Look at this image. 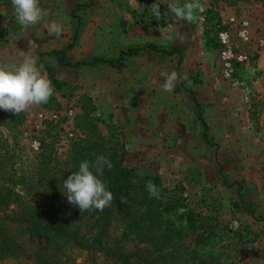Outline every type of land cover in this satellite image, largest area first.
Segmentation results:
<instances>
[{
  "label": "rangeland",
  "instance_id": "374dc122",
  "mask_svg": "<svg viewBox=\"0 0 264 264\" xmlns=\"http://www.w3.org/2000/svg\"><path fill=\"white\" fill-rule=\"evenodd\" d=\"M156 2L159 21L151 12ZM169 2L41 0L45 16L25 28L17 23L11 0H0V67L14 69L30 55L48 79L52 74L62 82L54 85L47 104L19 115L0 109V184L37 204L51 197L35 179L43 138L53 140L57 171L66 167L73 143H117L125 165L161 179L163 203L178 201L153 228L151 219L141 222L150 234L182 229L178 237L159 240L158 264H264V216L257 208V201L264 203V0H200L191 20H177L167 10ZM230 17L237 28L246 21L247 38L235 35V43L253 58L227 80L220 73L217 46L207 39ZM53 21L64 26L60 37L48 31ZM149 42L181 50L144 48L117 60L121 50ZM69 43L66 55L73 63L98 56L115 64L73 67L46 54ZM173 70L187 74L188 81L178 80L172 92H165L161 73ZM16 210L15 204L0 210V248L10 245L0 264H36L32 253L39 244L27 225L3 218ZM188 211L196 213L190 228L183 215ZM123 227L120 218L113 219L112 237L120 238ZM70 257L68 264L104 259L79 250Z\"/></svg>",
  "mask_w": 264,
  "mask_h": 264
},
{
  "label": "trees",
  "instance_id": "16d2710c",
  "mask_svg": "<svg viewBox=\"0 0 264 264\" xmlns=\"http://www.w3.org/2000/svg\"><path fill=\"white\" fill-rule=\"evenodd\" d=\"M216 31L217 27L214 28L212 37L207 39V42L215 47L218 46ZM71 46L69 43L62 49H51L46 54L53 56L58 64L73 67L97 62L115 64L113 61L98 56L73 63L66 55V51ZM144 48L168 54L181 50L180 47H161L149 42L143 47H128L121 50L117 60L120 62L125 55ZM50 79L55 87H59L62 83L52 74H50ZM194 80L198 81V79ZM52 121L54 119H51ZM53 154V140L43 138L39 142L35 158V179L36 185L41 191L49 192L51 190V197H45L37 204L31 205L26 203L21 193L16 192L13 187L0 184V210L4 211L11 204H15L17 207L16 212L4 214L3 218L27 225L29 236L39 244L38 249L32 253L36 264H68L71 260L70 252L74 250L85 251L92 257L104 258L103 261L94 260L88 264H158L160 256L156 252L160 248L159 240L167 239L171 234H175L176 237L182 235L183 232L180 228H170L169 231H160L159 229L154 234H150L149 230L144 228L146 224L142 227V220L149 218L151 219L149 220L150 229L153 228V225H157L166 212L169 213L171 209L177 207L178 201L173 199L163 203L164 186L161 179L158 176H143L142 178L138 176L139 172L136 167L123 163L117 143L106 145L101 140L73 143L65 158L66 167L58 171L54 170L52 166ZM94 154H103L113 164L111 171L105 169L101 179L113 193L114 201L111 207L105 208L103 211L80 212L78 207L68 202L63 181L78 171L81 161L94 160ZM134 177L138 181L135 184L131 182ZM147 181H152L160 190L158 199L149 196L146 189ZM183 215L187 228L195 224V212L188 211ZM115 218H120L124 225L120 238L112 237L109 231ZM128 241H135L136 244L129 247ZM144 243L152 245L153 249ZM13 247L19 251L22 249L19 244H14ZM8 249H10V245L3 244L0 248V258L8 252ZM153 252L157 254L156 258H152L149 254Z\"/></svg>",
  "mask_w": 264,
  "mask_h": 264
},
{
  "label": "clouds",
  "instance_id": "9594fccd",
  "mask_svg": "<svg viewBox=\"0 0 264 264\" xmlns=\"http://www.w3.org/2000/svg\"><path fill=\"white\" fill-rule=\"evenodd\" d=\"M11 4L17 23L22 27L35 26L45 16L46 6L45 4L42 6L41 0H11ZM159 5V2L151 5L152 15L158 21L162 18ZM199 6L200 0H191V2L185 0L183 4L180 0H171L167 4V10L177 20H191ZM48 31L60 37L64 26L53 21L48 26ZM161 76L164 77L162 89L165 92H172L178 80L188 81L187 74H180L175 70L170 73L162 72ZM54 93L55 87L52 81L41 72L33 56L25 55L22 62L14 69L0 67V109L6 112L16 115L27 112L34 106L47 104ZM94 155V160L81 161L78 171L63 181L68 202L78 207L80 212L103 211L111 207L114 201L113 193L101 179L105 169L111 171L113 164L103 154ZM159 174L163 177L164 170L161 169ZM138 176L142 178L143 172H139ZM131 182L135 184L138 181L134 177ZM146 189L150 197L157 199L160 197V190L152 181L146 182Z\"/></svg>",
  "mask_w": 264,
  "mask_h": 264
},
{
  "label": "built area",
  "instance_id": "2783aa9c",
  "mask_svg": "<svg viewBox=\"0 0 264 264\" xmlns=\"http://www.w3.org/2000/svg\"><path fill=\"white\" fill-rule=\"evenodd\" d=\"M246 21L238 24L234 23V18L230 17L227 25H217L216 55L221 76L225 79H235L238 71L242 67H247L252 62V55L239 47L235 43V35L241 40L247 38ZM38 148V147H37Z\"/></svg>",
  "mask_w": 264,
  "mask_h": 264
},
{
  "label": "crops",
  "instance_id": "0c3cea01",
  "mask_svg": "<svg viewBox=\"0 0 264 264\" xmlns=\"http://www.w3.org/2000/svg\"><path fill=\"white\" fill-rule=\"evenodd\" d=\"M252 112H255V109H252ZM257 203H258V207L257 208L260 211V214H262L264 216V203L263 202H260V201H257Z\"/></svg>",
  "mask_w": 264,
  "mask_h": 264
}]
</instances>
